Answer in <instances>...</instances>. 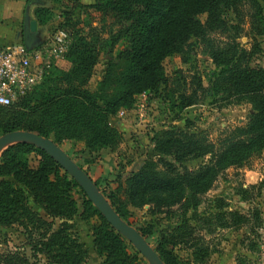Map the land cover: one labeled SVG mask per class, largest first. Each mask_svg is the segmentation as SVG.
<instances>
[{
  "label": "trees",
  "instance_id": "1",
  "mask_svg": "<svg viewBox=\"0 0 264 264\" xmlns=\"http://www.w3.org/2000/svg\"><path fill=\"white\" fill-rule=\"evenodd\" d=\"M53 1L70 11L84 6L78 0L71 4ZM91 7L103 22L111 20L108 29L89 24L86 29L73 31L71 26L67 33L70 40L62 54L69 67H46L37 85L11 104L0 105V133L26 130L51 138L59 147L75 141L87 151L111 149L121 133L110 119L120 110L131 109L137 95L163 94L171 89L172 94L178 92L179 109L196 103L195 89H180L183 71L167 73L164 60L178 55L187 62L192 39L205 40L208 31L225 34L224 45L209 53L216 68L210 91L214 102L249 104L246 122L226 128L217 144L202 133L175 129L158 132L151 140L159 156L146 158L124 181L118 179L117 186L107 194L114 210L127 223L129 206L149 203L152 211L175 219L172 227L160 233L156 244L155 251L164 264H206L212 249L203 232H211L213 219L225 228L250 226L251 233L262 220L261 210L251 202L246 213L228 210L226 202L224 210L221 197L210 201L215 203L214 211L201 212L198 208L221 170L245 166L264 150V67L255 64L263 51L258 38L264 36V0H94ZM227 13L233 15L235 24L226 18ZM53 14L48 9L35 10L37 24ZM245 22L249 26L244 35L251 40L249 48L238 41L243 32L240 25ZM105 53L104 71L91 90L89 81ZM193 78L200 87V77ZM32 155L37 157L35 166L30 164ZM205 155L210 156L208 161L193 170L174 163ZM263 188L261 180L240 186L237 194L244 201H252ZM75 193L82 196L81 209ZM76 216L83 221L98 219L91 227V236L100 264H148L48 153L23 142L2 152L0 227L22 228L32 256L42 254L52 264H85L89 252L75 229ZM56 220L59 223L55 228ZM137 230L146 237L149 226L138 225ZM182 248L189 251V258L181 259L175 253ZM0 264L33 263L21 252L6 250L0 251Z\"/></svg>",
  "mask_w": 264,
  "mask_h": 264
},
{
  "label": "rangeland",
  "instance_id": "2",
  "mask_svg": "<svg viewBox=\"0 0 264 264\" xmlns=\"http://www.w3.org/2000/svg\"><path fill=\"white\" fill-rule=\"evenodd\" d=\"M63 1L69 4L72 3V0ZM78 1L84 6L70 11L69 8L65 9L53 0H41L42 3H40V0H30L29 6L32 8V19L36 20L35 10L37 11V9H48L54 13L52 18L39 25L37 24L40 37L43 39L40 47L47 50V68L66 69L69 67V63L62 58V54L65 52L67 43L70 40L67 33L71 32V26L74 25L72 30L75 31L76 29H84L89 24L98 25L99 27L104 25L108 29L111 24L110 19H106V23L103 22L101 16L91 7L94 0ZM66 13H70V15L66 17ZM226 18L233 21L231 13H227ZM205 20L206 15H201V21L204 23ZM232 23L235 24L236 21L234 20ZM248 27L246 22L240 25L243 32L238 38V41L246 48H249L251 44V40L244 36ZM58 31L66 33V47L64 48H61L54 40ZM204 39L191 40L188 47L190 53L187 62H182L181 57L178 55L167 57L164 60L167 73L172 74L177 70L183 71L181 75L184 77L179 80L180 89H195V104L179 109L178 92L172 94L171 89L163 94L144 92L135 97L131 109L120 110L110 119L111 124L121 133L120 140L111 149L87 151L82 149L81 143L75 141H66L61 144L60 148L77 165L79 164L94 182L98 183L97 187L106 198L109 191L117 186L118 179L124 181L128 174L139 167L146 158H157L159 156L151 140L158 132L175 129L202 133L207 136L209 141L217 144L226 128L246 122L250 112L249 104L241 102L225 105L223 101L214 102L210 91L212 74L216 68L209 53L211 49L223 46L227 36L225 37V34H220L217 31H208ZM258 42L263 51L257 56L255 64L264 67V36L259 37ZM19 44H22V40L19 41ZM50 51L51 54H49ZM106 59V53L99 57L88 85L91 90L95 89L101 78ZM193 76L200 77L202 82L200 87L194 81ZM0 135L2 134L0 133ZM209 157V155L189 156L182 163H174L176 166L184 165L193 170L206 163ZM30 164L32 166L37 164L35 155L30 157ZM255 180L256 182H251ZM261 180L264 181V150L251 157L245 166L240 168L231 167L218 173L213 186L204 195L203 199L206 200L199 206L198 211L202 212L203 209L214 211L215 203L210 201L221 197L224 200V210L225 202L228 210H237L243 213L248 212L251 205H256L262 212V220L255 232L251 233L249 231L250 226L225 228L220 227L218 222L213 219L211 226H209L211 232H203L212 249L209 261L206 264H264V188L261 190L259 197L255 198L253 196L252 201H244L237 194L240 186L256 184ZM74 197L79 209H81V194L75 193ZM249 202H251V205ZM31 205L41 216H45L41 208L32 202ZM152 209L151 203L129 206L127 219L129 224L136 229L138 225L149 226V233L144 238L152 248L156 249L160 233L166 228L172 227L175 224V219L167 217L164 213L154 212ZM97 221L96 217L83 221L78 216L73 220L75 229L89 252V258L85 264H100L101 262V258L93 249L91 236V227ZM58 223V220H56L55 228ZM6 250L23 253L33 264H52L42 254L32 256L29 241L22 228L17 226L0 227V251ZM175 253L181 259L189 258V251L183 248L176 250ZM146 262L148 263L147 260Z\"/></svg>",
  "mask_w": 264,
  "mask_h": 264
},
{
  "label": "water",
  "instance_id": "3",
  "mask_svg": "<svg viewBox=\"0 0 264 264\" xmlns=\"http://www.w3.org/2000/svg\"><path fill=\"white\" fill-rule=\"evenodd\" d=\"M29 8L25 10L22 26V43L27 50L39 47L43 39L37 29V22L30 19ZM23 142L44 150L48 153L80 186L87 198L98 209L110 225L119 231L149 264H164L154 248L129 223L125 222L114 210L110 202L103 195L91 177L79 167L66 152L48 137L35 132L16 130L0 135V156L9 146Z\"/></svg>",
  "mask_w": 264,
  "mask_h": 264
},
{
  "label": "built area",
  "instance_id": "4",
  "mask_svg": "<svg viewBox=\"0 0 264 264\" xmlns=\"http://www.w3.org/2000/svg\"><path fill=\"white\" fill-rule=\"evenodd\" d=\"M65 38L66 33L58 31L54 40L64 48ZM46 54L47 50L40 46L31 50L18 43L0 47V105L11 104L42 80Z\"/></svg>",
  "mask_w": 264,
  "mask_h": 264
},
{
  "label": "crops",
  "instance_id": "5",
  "mask_svg": "<svg viewBox=\"0 0 264 264\" xmlns=\"http://www.w3.org/2000/svg\"><path fill=\"white\" fill-rule=\"evenodd\" d=\"M29 5L30 0H0V47L19 44L22 40L21 31L27 7L30 19L33 18Z\"/></svg>",
  "mask_w": 264,
  "mask_h": 264
}]
</instances>
